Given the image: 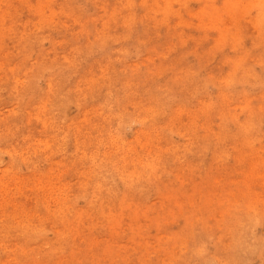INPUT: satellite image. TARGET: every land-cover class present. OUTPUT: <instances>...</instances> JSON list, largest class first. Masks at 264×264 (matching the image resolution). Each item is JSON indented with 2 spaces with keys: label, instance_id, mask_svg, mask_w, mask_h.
I'll list each match as a JSON object with an SVG mask.
<instances>
[{
  "label": "rangeland",
  "instance_id": "374dc122",
  "mask_svg": "<svg viewBox=\"0 0 264 264\" xmlns=\"http://www.w3.org/2000/svg\"><path fill=\"white\" fill-rule=\"evenodd\" d=\"M0 264H264V0H0Z\"/></svg>",
  "mask_w": 264,
  "mask_h": 264
},
{
  "label": "bare ground",
  "instance_id": "6f19581e",
  "mask_svg": "<svg viewBox=\"0 0 264 264\" xmlns=\"http://www.w3.org/2000/svg\"><path fill=\"white\" fill-rule=\"evenodd\" d=\"M240 2V1H239ZM138 4V3H137ZM179 4V3H178ZM254 4V3H253ZM202 8V7H201ZM108 10V9H107ZM154 11V10H153ZM193 12V11H192ZM184 13V12H183ZM33 14V13H32ZM142 15V14H141ZM151 24V23H150ZM173 25V24H172ZM36 28V27H35ZM38 28V27H37ZM39 30V29H38ZM228 69V68H227ZM236 70V69H235ZM250 71V70H249ZM253 72V71H252ZM259 78V77H258ZM17 85V84H16ZM221 93V92H220ZM38 108V107H37ZM240 124V123H239ZM249 127V126H248ZM150 146V145H149ZM156 146V145H155ZM113 172V170H112ZM118 173V172H117ZM263 182V181H262ZM102 200V199H101ZM169 245V244H168ZM174 255V254H173ZM14 261V260H13Z\"/></svg>",
  "mask_w": 264,
  "mask_h": 264
}]
</instances>
